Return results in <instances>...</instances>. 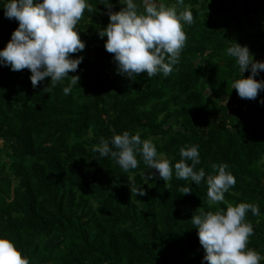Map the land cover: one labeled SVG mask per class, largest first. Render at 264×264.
Returning <instances> with one entry per match:
<instances>
[{
    "label": "trees",
    "instance_id": "trees-1",
    "mask_svg": "<svg viewBox=\"0 0 264 264\" xmlns=\"http://www.w3.org/2000/svg\"><path fill=\"white\" fill-rule=\"evenodd\" d=\"M0 0V49L19 21L4 15ZM112 11L123 7L111 0ZM168 4L176 0H165ZM79 21L85 48L69 80L34 88L31 72L0 65V235H9L29 264H208L191 217L249 202L253 225L248 247L264 256V89L255 99L233 87L240 78L225 55L234 41L264 60V0H183L194 22L185 26L180 62L165 77L120 74L99 30L109 23L102 0H89ZM251 69L245 70V77ZM256 79H264L261 70ZM129 131L151 139L174 165L182 146L199 145L205 169L200 184L167 182L138 155V167L123 172L92 148L101 139ZM227 164L236 183L224 202L209 207L208 175ZM216 166V167H214ZM149 172L154 173L145 181ZM189 186L191 191L178 190ZM144 189V194L131 189ZM264 264V259L261 260Z\"/></svg>",
    "mask_w": 264,
    "mask_h": 264
},
{
    "label": "clouds",
    "instance_id": "clouds-1",
    "mask_svg": "<svg viewBox=\"0 0 264 264\" xmlns=\"http://www.w3.org/2000/svg\"><path fill=\"white\" fill-rule=\"evenodd\" d=\"M106 5L109 23L99 30L101 38L107 37L105 48L114 54L117 71L135 80L140 73L152 77L157 73L169 76L180 62V53L186 43L185 26L194 22L193 12L184 7L183 0L168 4L165 0H119L123 5L112 11L111 0H102ZM4 15L19 21L6 46L0 49V65L18 71L29 69L32 86L35 88L44 78L50 77L51 85L64 81L70 72H75L83 56H72L85 48L78 27L85 9L92 13L89 0H5ZM225 55L235 59L240 78L232 88L241 98L255 99L264 89V79H256L264 70V60H256L247 45L234 41L225 50ZM251 69L247 77L246 69ZM79 83V74L70 75L62 91L68 95ZM80 84V83H79ZM264 103V98L261 99ZM93 152L102 157H111L127 173L138 167L139 155L149 169H155L166 182L173 177L200 184L205 178V169H196L200 163L199 145L182 146L181 159L174 165L162 153H158L151 139H141L139 133L125 130L114 134L111 140L101 139L93 146ZM216 167V166H214ZM154 173L149 172L145 181ZM207 196L209 207L225 201V193L235 185L236 177L227 164H220L215 175H208ZM144 194L143 188L131 189ZM182 194L191 191L189 186L178 190ZM251 210L259 215L257 205L249 202L228 203L226 210L199 211L191 217L198 229L200 244L205 250L203 260L208 264H261L264 256L248 247L253 225L245 219ZM0 264H29V258L9 235H0Z\"/></svg>",
    "mask_w": 264,
    "mask_h": 264
}]
</instances>
